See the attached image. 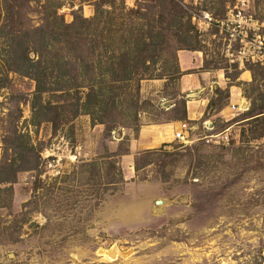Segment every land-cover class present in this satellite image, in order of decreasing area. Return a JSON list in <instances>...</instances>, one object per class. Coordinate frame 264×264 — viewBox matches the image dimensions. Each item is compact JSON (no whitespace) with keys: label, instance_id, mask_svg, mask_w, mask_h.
Wrapping results in <instances>:
<instances>
[{"label":"rangeland","instance_id":"374dc122","mask_svg":"<svg viewBox=\"0 0 264 264\" xmlns=\"http://www.w3.org/2000/svg\"><path fill=\"white\" fill-rule=\"evenodd\" d=\"M56 1L66 23L74 12L89 19L108 11L98 17L99 28L134 9L136 19L143 15L150 39V25L160 26L168 5L166 0ZM174 1L172 30L189 18L199 30L203 69L220 71L243 101L230 107L225 90L216 94L205 121L190 122L187 145L173 138L178 124L157 127L176 115L166 109L177 100L179 74L142 80L138 98L132 81L111 115L100 111L105 122L86 113L72 118L66 111L54 127L34 118L32 107L63 105L68 95L37 98L33 80L6 74L1 51L7 42L0 36V180L10 179L0 184V264H264V72L253 79L248 68L259 64L229 63L222 35L206 26L208 18L222 19L223 7L227 12L235 0ZM34 4L25 8L26 20L38 26L41 15ZM247 13L263 21L264 0H248ZM136 19L128 37L138 35ZM84 51L88 54V47ZM98 53L95 73L97 59L105 62ZM60 56L73 60L74 53L49 58ZM30 58L37 60L33 53ZM172 61L167 65L175 67ZM75 62L67 67L71 73L81 72ZM244 71L249 78L241 77ZM135 98L139 114L132 122ZM140 139L152 142L140 145ZM109 249L112 258L101 253Z\"/></svg>","mask_w":264,"mask_h":264},{"label":"trees","instance_id":"16d2710c","mask_svg":"<svg viewBox=\"0 0 264 264\" xmlns=\"http://www.w3.org/2000/svg\"><path fill=\"white\" fill-rule=\"evenodd\" d=\"M166 1L168 5L163 11L164 15L160 16V26L156 28L150 25L151 28L149 27L147 31L152 34L149 37L153 36L150 39L143 31V15L136 19L135 16H138V12L134 9L121 14V17H111L99 28L98 17L102 13L107 14L108 11H100L99 14L89 19L74 12L73 20L66 23L63 17L58 15V9L62 4L56 0L42 2L40 0H4L3 8L2 6L0 8V36L7 42L1 51L6 55L3 56L6 74L7 72L15 73L33 80L37 98L43 93L49 92L68 95L66 101L69 102H65L63 105L43 106L34 103L32 107L35 112L34 118H41L38 120L50 122L52 126L57 127L59 119L67 111L72 118L86 113L105 122L103 114L111 115V112L115 110L114 104L116 106L119 96L124 93V90L131 87L132 81L135 82L136 97L142 80L154 79L156 76L158 79H171L177 76L179 74L177 65L171 67L167 64L171 62V59L176 63L174 51L199 49L197 46L199 30L191 25L187 18L184 26L173 31L172 25L176 27V22L174 16L170 15V11L174 8L175 1ZM31 2L35 3L34 5L38 7L37 11L41 15L38 26L30 24L26 20L25 8ZM230 5L232 4L230 3ZM97 6L96 9H99ZM225 12L223 7L221 17H224ZM134 19L138 21L136 30L138 35L128 37L127 35H131L132 31H135L133 29H136L137 24ZM154 21L156 22V20ZM117 32L119 38L118 35L116 38L114 34ZM125 32L129 34H125ZM86 47L91 55L83 54ZM96 50L102 53L105 59V62L97 59L99 73H95V69H93ZM60 51L74 53V57H71L73 60L64 59L63 56H60L58 60L49 58L59 56ZM30 53L37 57L36 61L30 58ZM75 60L81 67L79 73H73L74 71L71 73V70L67 69L71 66L70 63L76 64ZM158 62H161V66L157 69L160 72L155 75L154 68L156 69ZM248 69L251 71L253 79H256L261 71L264 72V67L259 65ZM81 90H85L83 96L79 95ZM137 98L134 99L132 122H136L139 114ZM102 105L106 106L105 110H101ZM110 107L112 108L109 109ZM49 114H53V116ZM23 149L25 150V147ZM148 153L150 152L144 154ZM139 168L140 166L135 163V169ZM3 169L5 170V167ZM8 179L7 177L2 178L0 184L10 182Z\"/></svg>","mask_w":264,"mask_h":264},{"label":"crops","instance_id":"0c3cea01","mask_svg":"<svg viewBox=\"0 0 264 264\" xmlns=\"http://www.w3.org/2000/svg\"><path fill=\"white\" fill-rule=\"evenodd\" d=\"M202 54L203 53L200 49L177 51V69L179 72V77L177 78V100L174 99L176 101L170 103L169 109H166V112H176V115L168 120V124L157 125V127H167L172 124H179L180 122L205 121L204 116L208 103L210 101L214 102L213 99L217 96L216 94L220 95L223 90H225V98L228 100L230 107H235L238 103L243 102H241L242 96L240 95V92H238L232 85L227 86L228 83L220 71H217L216 69H203ZM242 76H245L247 79L250 75L248 71H244L241 74V77ZM163 81L167 80L164 79ZM200 91H202V94L198 95L196 99H187L186 96L188 94L192 92H197L198 94ZM204 91H207L205 95H203ZM178 105L180 106V111L177 108L179 107ZM146 141L148 142L146 143ZM151 142V140H142L140 145H146ZM163 142L164 141H160L159 145ZM137 150L135 149V151Z\"/></svg>","mask_w":264,"mask_h":264},{"label":"built area","instance_id":"2783aa9c","mask_svg":"<svg viewBox=\"0 0 264 264\" xmlns=\"http://www.w3.org/2000/svg\"><path fill=\"white\" fill-rule=\"evenodd\" d=\"M248 0H235L219 20L208 18L206 26H214L223 37V48L229 63L264 64V20L247 13ZM194 127L190 122H180L173 131L175 141L190 143Z\"/></svg>","mask_w":264,"mask_h":264},{"label":"bare ground","instance_id":"6f19581e","mask_svg":"<svg viewBox=\"0 0 264 264\" xmlns=\"http://www.w3.org/2000/svg\"><path fill=\"white\" fill-rule=\"evenodd\" d=\"M101 253H102L103 255H105L106 257L112 258L114 252H113L112 249H109V250H107V251H101Z\"/></svg>","mask_w":264,"mask_h":264},{"label":"water","instance_id":"95a60500","mask_svg":"<svg viewBox=\"0 0 264 264\" xmlns=\"http://www.w3.org/2000/svg\"><path fill=\"white\" fill-rule=\"evenodd\" d=\"M194 94H188L186 97L188 98V97H192ZM162 202L160 201V200H158V201H156V204H161ZM156 212H158L157 210H156Z\"/></svg>","mask_w":264,"mask_h":264}]
</instances>
